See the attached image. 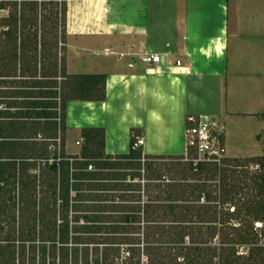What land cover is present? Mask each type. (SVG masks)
<instances>
[{"label":"trees","instance_id":"1","mask_svg":"<svg viewBox=\"0 0 264 264\" xmlns=\"http://www.w3.org/2000/svg\"><path fill=\"white\" fill-rule=\"evenodd\" d=\"M66 18L67 0H0V264H264V154H145L132 129L109 155L93 127L66 152L67 104L107 79L67 72Z\"/></svg>","mask_w":264,"mask_h":264},{"label":"crops","instance_id":"2","mask_svg":"<svg viewBox=\"0 0 264 264\" xmlns=\"http://www.w3.org/2000/svg\"><path fill=\"white\" fill-rule=\"evenodd\" d=\"M158 1H107L108 23L90 29V48L76 47L97 68L76 73L105 74L106 99L69 102L65 135L76 131L79 144L82 129L103 128L115 155L136 129L145 154L181 155L187 117L207 116L224 126V156L264 154V0H171V12L154 11ZM70 10L67 0V29Z\"/></svg>","mask_w":264,"mask_h":264},{"label":"rangeland","instance_id":"3","mask_svg":"<svg viewBox=\"0 0 264 264\" xmlns=\"http://www.w3.org/2000/svg\"><path fill=\"white\" fill-rule=\"evenodd\" d=\"M108 0H68V5L70 7L71 11V19L70 24L68 21V29H67V18H66V52H65V57L67 58V50L68 46L67 44L71 45L69 47V54H68V61H69V71L71 73H76V72H87V71H92L91 68H96L95 67V62L96 60L92 57L95 54H91L90 51H80L76 50L77 45L85 46L88 47V43L91 44V40L93 37L91 36L92 30L91 28L99 27L106 22L108 23V17L103 16V9L106 7ZM104 3V4H103ZM103 4V5H102ZM102 5V8H101ZM172 1L171 0H159L158 5H156L154 8V11L157 10V7L159 10L163 8V10L170 11L172 10ZM98 8L100 10V14L102 15L101 18H97V13H95ZM102 12V13H101ZM8 12L7 11H2V15H6ZM100 15V16H101ZM154 22L150 20L149 22ZM150 22V23H151ZM155 23V22H154ZM77 28H84L87 30H83V35H79V33L76 31ZM71 30V31H70ZM73 30V31H72ZM85 31V32H84ZM79 35V36H78ZM90 48V47H88ZM80 53H82L80 55ZM95 60V62H94ZM95 63V64H94ZM95 70V69H94ZM97 70V68H96ZM224 135V133H222ZM78 137V133L76 131H72L67 135H65V142L68 139V149H66V152L70 154H80L81 152V146H82V139H80L79 144H75V139ZM60 143V142H59ZM252 144V141L247 140L245 143L242 145L244 146L245 149H248ZM248 147V148H246ZM254 150V149H253ZM252 150V151H253ZM255 151V150H254ZM260 154V152H257ZM244 158V157H241ZM256 169L254 166H250L249 170L253 172ZM231 210V209H230ZM242 251H245L244 249Z\"/></svg>","mask_w":264,"mask_h":264},{"label":"built area","instance_id":"4","mask_svg":"<svg viewBox=\"0 0 264 264\" xmlns=\"http://www.w3.org/2000/svg\"><path fill=\"white\" fill-rule=\"evenodd\" d=\"M161 58V56L155 55L152 57V60L154 62H159ZM190 120L195 123V127L186 131L187 142L197 147L198 159L202 160L205 158L220 164L221 159L224 157V153L220 146L218 134L224 133V126L220 121L210 119L207 116H198V118L195 119L191 117ZM142 144L143 138L139 137L134 144V148H138ZM89 169H91V167ZM231 211H234V208H231ZM263 228V222L258 221L255 223V229L260 230ZM2 243L0 238V245ZM16 264H18V261Z\"/></svg>","mask_w":264,"mask_h":264}]
</instances>
